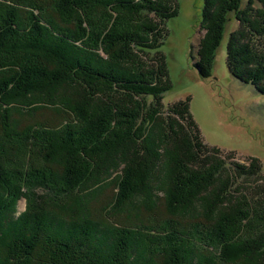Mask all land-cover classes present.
Returning a JSON list of instances; mask_svg holds the SVG:
<instances>
[{
  "label": "trees",
  "instance_id": "obj_1",
  "mask_svg": "<svg viewBox=\"0 0 264 264\" xmlns=\"http://www.w3.org/2000/svg\"><path fill=\"white\" fill-rule=\"evenodd\" d=\"M55 1L0 0V185L4 193L11 194L10 190L13 188V195L23 196L29 200V213L21 214L17 218L10 217L6 222L0 220V264H194L192 260H187L192 250L196 253H206V256L196 264H213L208 258V255L212 254L216 256L220 264L232 262L233 257L239 255L242 257L263 256L264 236H261V232L264 231V204L258 202H255L253 206H247L248 208L241 213L239 211L240 214H236L240 219L238 229L236 226L232 227L231 224L227 226V219L217 220L219 225L214 226L218 227L217 229L213 228L211 221L202 219L189 222L184 229H177L173 225L176 221L170 220L173 218L168 217V221L164 219L162 223L153 221L156 218H152L159 214L152 211L150 213L154 214L148 216L147 223L142 222L134 228L124 227L128 231L121 232L112 228L107 230V227L105 229L102 222L93 223L96 226L93 224L84 226L72 219L66 220L62 216H56L55 211V213L52 212V208H60L63 205L66 196L70 195L69 192H77L79 185L85 183L89 174L96 168L98 162L96 157L101 162L107 158L105 155L108 151L116 156L119 150H123L114 142L117 138L123 139L124 136L142 138V141L140 140L142 155L140 152L138 155L136 149V162L132 163L136 165L134 168L137 167L138 172L141 169L156 168L157 158L168 157L167 164L171 169L165 178L168 179V185L172 189L168 195L175 194L173 205H182L184 201H179L184 197L186 201L190 194L195 196L196 193H204L206 191L204 183L209 181L222 165L223 168L229 165L235 168V163L228 161L229 157H223L225 159L218 163V168L216 165L211 168L204 166L209 160L206 156L207 145L190 114V100L186 104H173L172 109L180 117L179 120L175 119L176 124L171 123L170 117L161 116L162 110L168 109L170 105L169 102L163 103L164 95L172 88V84L168 81L167 65L161 48L169 36L167 24L178 16L179 5L176 0H125L126 5H119L121 7L117 5L122 0H61L59 10ZM44 3L45 6H43ZM242 4V0H202L200 23L205 28L196 54L203 65L199 66L198 76L202 80L212 76L214 59L224 38V24L230 13L234 14L236 10H240V20H236L240 22V25L236 33L229 34L226 38L228 45L223 53L225 70L231 78L240 82V85L249 81L248 85H255V92L264 95V60L255 58L257 53L260 56V51L264 52V44H261L262 39L264 42V12H257L258 9L264 11V4L255 6L251 3L247 10H242ZM115 5L117 9H123L124 12H135L137 16L139 15V20L128 22V20H133L132 16L123 18L116 8L113 9ZM98 7L108 11L98 12ZM54 15L59 18L60 22L57 21V23L70 24L74 21L77 24L70 27L54 23L49 18ZM92 18L96 22L92 23ZM129 27L134 31L130 34L127 32L122 34ZM242 28L248 30V33H240ZM17 29H20L23 40L30 44L22 48L15 47L17 41H21ZM49 32L60 39L59 44L56 45L64 44L67 47L61 50L58 46V49L50 48L48 40H44L48 38ZM254 47L258 48L256 53L252 51ZM27 48L37 51L44 50L49 54L48 56H53L59 63H64L66 74L74 73L77 69L82 71L76 68L79 62H84L85 65L91 63L93 73L91 78L95 77L94 84L103 85L97 77L105 76L106 78L103 79L107 81L108 90L115 88L125 95L117 96L115 101L97 110L90 107L88 101L84 105H80L77 100H70V105H58L52 101L48 105L40 104V107H35V103L30 102L28 104L31 107L29 113L33 112L34 115L39 110L41 113L43 107L48 106L47 111L57 115L55 117L57 122L51 117H45L33 123L32 121L36 119L34 115L33 118L29 116L22 119L26 123L23 122L24 124L17 127V117L12 116L10 107L7 108L3 100L14 96L27 102L29 97L34 96L35 93L44 91L34 90L36 86L40 88V85H43L40 82L35 83L42 75L32 73L39 66H33L36 64L34 60H30L31 52L23 51ZM113 52L116 53L115 57L112 55ZM22 53L25 54L22 55ZM41 54L45 56H42L43 58L48 57L47 54ZM49 59L53 60L50 57ZM125 62L130 64V72L122 68L124 64L121 65V63ZM250 66L253 70L249 69ZM122 72L125 73V77ZM36 73H41V71L37 70ZM20 76L24 83L20 80V85H18ZM22 86L33 90H24ZM86 87V92L90 96L95 97L100 94V90L93 89L91 85ZM48 97L50 99V96ZM176 105L182 111L178 112ZM50 107L52 108L49 109ZM59 107H61V112H58ZM181 120H185L186 126L180 123ZM68 121H72L69 122L71 126H67ZM153 124V132L149 134ZM147 126L150 127L147 128ZM21 127L27 133L25 137L19 129L14 131L15 128ZM83 129H86V132H95V138L92 141L96 142V144L81 147V149L88 148L89 150L86 153L89 156L85 160L80 158L77 151L73 150L70 145L72 136L83 137V139L86 137L88 142L91 141L89 136L83 135ZM35 130L39 131L38 134L34 133ZM57 130L63 136L61 139L67 142L65 145L67 147L61 148L66 156L60 157V165L64 167L62 172L65 176L62 178L70 176L72 179L70 181L69 178L68 182L70 190H66L64 179L51 176L47 178L45 175L48 169L39 168L40 164L50 165L49 161L53 155L56 157L57 154H61V151L56 152L58 149L53 145L58 141L54 140L53 135ZM19 138L21 140L17 141ZM97 144L101 149H98ZM214 149L211 150L216 151ZM193 150L195 156L199 155L198 158L189 156L188 153ZM129 160L127 159L126 162L130 163ZM55 163L57 161H54L52 165ZM137 178L136 174L127 177L126 181L123 177L116 180L112 185L113 198H117L125 184H128L126 186L128 192L134 190ZM45 202L56 204L46 208L44 205L47 203ZM187 202L191 203V201ZM114 205L115 201L106 205L102 214L110 212ZM2 207H5V203L0 198V209ZM10 209L8 207L6 210L10 211ZM169 215L175 217L172 213ZM104 219H107V224L112 220L111 217ZM250 220H252L251 223H257L249 234H244L246 233L244 226ZM229 222L232 221L229 220ZM90 226L93 228L90 229ZM48 227L59 228L56 231L62 235L50 233ZM209 229L211 232H208ZM228 229L230 231L226 232ZM96 232L102 233L103 237L107 233L104 238L109 245L105 244L102 235L97 236ZM65 235H68L69 239L64 237L60 241L59 237ZM25 239L27 242H24L22 246ZM5 240L10 242L3 246L1 242ZM13 240L20 241V247L18 243H13ZM256 240H260L258 245L254 243ZM250 244H255L254 247L257 250L255 251ZM174 245L188 247L190 250H182ZM93 246H97L96 249H99V246L105 247V250L109 251L108 257L112 259H105L107 257L103 256L102 248L97 254ZM140 247L146 249L148 256L145 257V253L137 255L138 252H134ZM49 250L56 251L55 253L60 256L50 258L48 263L46 260L43 262L39 260ZM227 253L231 255L227 257ZM164 255L165 258L169 257L163 260Z\"/></svg>",
  "mask_w": 264,
  "mask_h": 264
},
{
  "label": "rangeland",
  "instance_id": "obj_2",
  "mask_svg": "<svg viewBox=\"0 0 264 264\" xmlns=\"http://www.w3.org/2000/svg\"><path fill=\"white\" fill-rule=\"evenodd\" d=\"M176 2L179 5L178 16L177 18H175V20L170 21L167 24L169 36L165 45L161 48V52L165 57L167 65L169 79L168 81H170V83L172 84L171 90L164 95L163 99V103L169 102L170 105L168 106V109L162 110L161 116H163V118L170 117V119L172 120L171 123H175V119L179 120L180 117L178 114L175 113V110L172 109L174 108L173 104H186V102L190 100V114L200 132L201 137L204 139L207 145L206 156L207 158H209V160L204 166L206 168H211L213 165L219 167L218 163L221 162L223 159L229 157L228 161L230 163H235V168L234 166L230 167V165L226 166V168H223V165H220L221 169H219L217 173L209 179V181L204 183L206 190L204 193H196L194 194L195 196L190 194L191 196L189 195L188 198H186V201L184 200L185 197L179 201H184L182 205L174 204V206L172 203L175 194L172 195L171 193L170 196L168 195V193L172 189H170V185H168V179L165 178V175L167 176L171 169L170 167H168L167 164L168 157L165 159L157 158V162H155L156 168L150 167L151 170L141 169L138 172V168H134V166L136 165L132 163L136 162V149L138 155L139 152L140 155H142L140 145L142 138H135L133 136L125 137L124 134L121 133L124 136L123 139H114V143H117L116 145H118L123 150H119V153L116 156L112 155L113 152L106 151L108 153L107 155H105L107 158H101L104 159L101 160V162L99 161L98 157H96V160L98 161L97 165L95 166L96 168L94 169L96 171L94 172L93 170L89 174L85 183L79 185L77 192H69L70 195L66 196L63 201V205H59L60 208H52V212L57 213L56 216H62L66 220L72 219L74 222L82 223L84 226H88L93 223L99 224L102 222L104 223V228L107 227V230L112 228L122 232L128 231V227L134 228L136 227V225H140V223L142 222L147 223L149 219L148 216L154 214L150 212L155 211L159 215L154 216V218L152 219L156 218V220L153 221H155L156 223H162L164 219H167L168 221V217L173 218V220H170L173 222L176 221L173 225L177 229H184V227H186L189 222H194L197 219L211 221L212 226L215 229H217L218 227L214 226L219 225V222L217 223V220L227 219V226L231 224L232 227L236 226V228L238 229L240 228V219H238L236 214H240L241 211L243 212L245 208H248L247 206H253L255 202L264 204V169H262L264 167V95L255 92V85H248L249 81H247L243 85H240V82H237V80L231 78L225 70L223 58V53L228 45L226 39L227 36L229 34L236 33L240 25V22L236 21L240 20V10H236L234 14L230 13L226 24H224V38L219 46L216 58L214 59V68L212 76L208 79L202 80L198 76V71L199 66L202 67L203 65L202 61H200L196 55L197 50L200 46L199 41L204 35L205 28V26L200 23V13L202 12V0H176ZM54 3L56 4V6H58L59 10V8H61V0H57ZM119 3L120 4L117 5L118 7H121L119 5H126L125 0H122ZM242 3V10H247L249 9L251 3L256 6L260 5L261 3L264 4V0H242ZM43 6H45V3ZM117 6H113V9L116 8V10L119 11L120 15L123 18L124 16L128 18L133 16L131 17V19L133 20H128V22H133L137 19L139 20V15L137 16L135 12H123V9L119 10L117 9ZM97 10L98 12L102 13L108 11L107 9L106 11H104V9L100 7H98ZM257 12L263 13V10L258 9ZM49 18L54 23H57V21L59 20V18L55 15ZM92 19V23L96 22L94 18ZM139 22L140 21H138V23ZM57 24H62V26L73 27L77 23L72 21L70 24H64L62 22ZM119 25H117V27ZM117 27H115V29ZM16 31L20 36L19 38L21 39V41L18 40L15 47L18 46V48H22L24 45L30 44L29 42H25L23 40L24 37H22L20 29H17ZM132 31L134 30H130L129 27L122 34H125V32L130 34V32ZM240 33L247 34L248 30L242 28ZM109 34L110 33H108V35ZM49 36L44 40H48V42L50 43H48L50 48L52 47L53 49H58L59 47V49L61 50V48L65 49L67 47V45L64 44H61V46L56 45L59 44L58 40L60 39L56 38L54 35L52 36L50 32ZM261 41V44H264L263 39ZM257 50L258 48L256 49L255 47L254 49H252V51L255 53ZM23 51H29V53L31 52L30 60H34L36 64L33 66H39V68H35L32 73L42 75L39 80H36L37 82H34L36 84L40 82V84H43L44 86L40 85L41 87L39 88L34 84L36 86V89L34 90L44 91L35 93L34 96L29 97V101L27 102H25L22 98L14 96L9 97L7 100H3L6 103L7 108L10 107V112L13 114L12 116L17 117V127L26 123L22 119L29 116L30 118H33L34 115L36 119L32 121L33 123L38 122L40 119H43L45 117H51L57 122V118H55L57 117V115H53L52 112L47 111L48 106H44V109H42L41 113L39 112L40 110L34 113V115L33 112L29 113V109L31 107L28 104L30 102H34L36 105L35 107H40L43 103L48 105V103L50 102L51 104L52 101L56 102V104L58 105H70V100H77L78 102H80V105H84L88 101L90 103V107L95 108V110H97L98 108H102L105 104L110 103L111 101H115V98L117 96L125 95L124 93L117 91V89L115 88H111L108 90V88H106L107 81L103 79L106 78L105 76H103V78L97 77V80L101 81L103 84H100L101 87L99 85L94 84L95 77L91 78L93 77L91 63L85 65L84 62H79L80 64L79 66L77 65L76 68H79L82 71H79L77 69L74 73L66 74V72L64 73V63H59V61H57L53 56H48L49 54H47L44 50L37 51L31 48H27L23 49ZM260 52V56L257 53L255 58L257 60L260 58L264 60V52ZM41 53H44L45 55L47 54L46 56L48 57L46 58L48 59L43 58L42 56L44 55H42ZM24 54L22 53V55ZM112 55L115 57L116 53L113 52ZM49 57L53 60H50ZM121 65H123V69L128 70L130 72V64H126L125 62L121 63ZM249 69H252L251 66L249 67ZM37 70L41 71V73H36ZM122 74L124 75L125 73L122 72ZM125 76L126 75H124V77ZM20 80L21 83H24L20 76V78L18 79V85H20ZM88 85H91L93 89L100 90V94L95 95V97L90 96L86 92V86ZM22 88L24 90H33L31 88L27 89V87L24 86H22ZM65 95H67V98L65 97ZM48 96H50V99ZM51 108L52 107H50L49 109ZM176 110L178 112L182 111L181 108H179L178 106L176 107ZM58 112H61V107L58 108ZM69 122L72 121H68V123ZM180 123L186 126L185 120H181ZM154 124L149 130V134L153 132L152 128ZM67 126H71V123L67 124ZM149 127L150 126H147V128ZM18 129L21 131L22 136L25 137L27 135V133L24 132L25 129L23 130V127L15 128L14 131H17ZM83 130V135L89 136L91 141L88 142L86 137L83 139V137L77 138L72 136L70 138V145L73 150L77 151L76 153L79 154L78 156L80 158L82 157V159L85 160L86 157L89 156L86 155L89 150L88 148L81 149V147H86L90 144L93 145L96 144V142L92 141L95 138V132L90 133L89 131L86 132V129ZM183 130L186 131L185 129ZM37 132L39 131H34V133L38 134ZM53 135L55 137L54 140H58L56 143L54 142L53 144L58 149L56 152L61 151L60 153L62 155L57 154L56 157H54L53 155L50 158L51 160L49 161L51 162L50 165H48V163H45L46 165L40 164V166L42 167L39 166V168L43 169L44 167H46L48 169L45 175L47 176V178L51 176L52 178L61 179L63 176H65V174H63L62 172L64 167L60 165V157L66 156V154L64 155L62 153V149H64L63 147H67L65 146L67 145V142L66 140L61 139L63 136L59 134V130L54 131ZM118 136H120V133H118ZM18 140L20 141L21 138L17 139V141ZM97 147L98 149H101L98 144ZM213 148H215L214 150L216 151L211 150ZM188 154L190 157L193 158L196 156L197 158L199 157L198 154H196V156L194 155V150L190 151V153ZM123 155H126V157H123ZM127 159H130V163H128V161L126 162ZM54 161H57V163H55V165H52ZM212 170L213 169H211V171ZM16 172H19V170H16ZM136 174L138 175V178L136 180V183L134 184V190L132 189L130 190V192H128V188L126 187L128 184H125L123 190H121L118 193L117 198L114 199V192L112 186L113 183L120 177H123L126 181L127 177L129 178L130 176ZM69 178L67 176L65 178H62L65 181L64 183L66 185V190H70L68 183ZM124 180H122V182ZM70 181H72L71 178ZM224 186H226V188ZM13 190V188L12 190H10L12 195L8 193L6 194L4 193L3 188L0 185V198L1 201L4 200L5 203V207H2L0 209V220H5V222L10 217L17 218L21 214L29 213V200L23 196L13 195ZM5 191L7 192V190ZM198 191L199 189L197 190V192ZM250 194L253 196L252 198ZM22 195H24V193H22ZM112 201H115V205L112 207V210L110 212H107L106 214H102L105 206L111 203ZM187 201H191V203ZM55 204L56 203L52 202L51 204L47 203L44 206L47 208ZM8 207L9 209L11 207L10 211L6 210ZM170 213L174 214L175 217L169 215ZM3 216L5 218H3ZM106 217L112 218V220H110L111 222L108 221L109 224H107V219H104ZM229 220L232 222L230 223ZM251 221L252 220H250L249 223L244 226V232H246L244 234H249V232L255 227L257 222L251 223ZM62 222L65 223V221ZM93 226L96 225L93 224ZM93 226H90V229L91 227L93 228ZM124 227H126L127 229ZM53 229L49 228L48 230L50 231V233H57L55 235H62L60 233L58 234V231H56L59 228L54 227ZM94 229L96 228L94 227ZM227 231L230 230L228 229L226 230V232ZM208 232H211V230L209 229ZM261 233V236H264L263 230ZM106 234L107 233H105L104 235L105 238L107 236ZM100 235H102L103 242L109 245L108 241L103 237L102 233H98L97 236ZM64 237L66 239H69L68 235H65L63 237H59V240L64 239ZM136 238L140 239V237L138 236H136ZM8 242L10 241L5 240L2 241L1 244L3 246H6L8 245ZM12 242L15 244L18 243L17 245L20 247V241L18 242L13 240ZM24 242H27V239L23 240V243L21 244L22 246ZM98 242L99 241L97 240V243ZM146 242H148L147 238ZM254 243L258 245L260 243V240H256V242ZM255 244H250V246L253 247L256 251L257 249H255L254 247ZM99 247L102 248L101 252L103 253V256L107 257L105 258L106 260L108 258L112 259L111 257H108L109 251L105 250V247ZM178 247L182 250H190L188 247ZM93 248L97 254L98 251L100 252V248L96 249L97 246H93ZM141 248L142 247L138 248V250H134V252L137 251V255L145 253V257L148 256L146 254V249ZM55 252L56 251L49 250L47 254L39 258V260H41L42 262L43 260H46L48 263L50 258L58 255ZM188 255L189 256L187 257V260H192L193 263L196 264L197 261L201 260L204 256H206V253H196L192 250L191 254ZM230 255L231 254L227 253V257ZM208 256V258L212 260L213 264H220L216 256H214L213 254L211 256ZM167 257L169 256H166V258ZM166 258L164 255L163 260H165ZM233 258V261H229L227 262V264H264V255H250L248 257H242L239 255Z\"/></svg>",
  "mask_w": 264,
  "mask_h": 264
},
{
  "label": "bare ground",
  "instance_id": "obj_3",
  "mask_svg": "<svg viewBox=\"0 0 264 264\" xmlns=\"http://www.w3.org/2000/svg\"><path fill=\"white\" fill-rule=\"evenodd\" d=\"M57 1V0H56ZM59 2V1H58ZM16 4V3H15ZM148 4V3H147ZM161 4V3H160ZM157 5V4H156ZM159 5V4H158ZM11 6V5H10ZM9 6V7H10ZM22 6V5H21ZM55 6V5H54ZM163 6V5H162ZM8 7V6H7ZM14 7V6H13ZM1 8H3V7H1ZM53 8V7H52ZM15 9H17V8H15ZM13 10V9H12ZM115 10V9H114ZM17 12V11H16ZM124 12V11H123ZM264 12V11H263ZM27 13H29V12H27ZM124 14V13H123ZM125 17V16H124ZM133 17V16H132ZM143 18V17H142ZM146 18V17H145ZM1 19V18H0ZM151 19V18H150ZM47 20V19H46ZM148 21V20H147ZM144 22V21H143ZM5 23V22H4ZM130 24V23H129ZM138 24V23H137ZM148 24V23H147ZM143 25V24H142ZM138 26V25H137ZM117 29V28H116ZM137 32V31H136ZM235 39V38H234ZM232 41V40H231ZM240 43V42H239ZM46 59V58H45ZM111 62V61H110ZM109 66V65H108ZM107 66V67H108ZM65 68V67H64ZM90 68V67H89ZM55 71V70H54ZM54 73V72H53ZM43 74H45V73H43ZM47 75V74H46ZM58 75H59V73H58ZM52 77V76H51ZM48 78V77H47ZM58 79V78H57ZM60 82V81H59ZM62 82V81H61ZM46 83H47V81H46ZM77 84V83H76ZM83 84V83H82ZM118 87V86H117ZM138 88V87H137ZM77 89V88H76ZM69 128V127H68ZM6 149H7V147H6ZM20 153V152H19ZM4 169V168H3ZM7 173V172H6ZM12 175H14V174H12ZM167 195V194H166ZM228 214V213H227ZM177 216V215H176ZM224 216V215H223ZM203 217V216H202ZM204 218V217H203ZM191 219V218H190ZM241 244V243H240ZM243 244V243H242ZM21 264V263H20ZM261 264V263H260Z\"/></svg>",
  "mask_w": 264,
  "mask_h": 264
}]
</instances>
